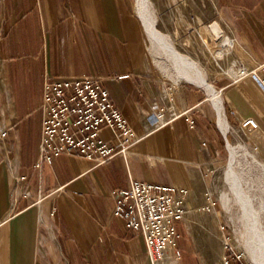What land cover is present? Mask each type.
I'll return each mask as SVG.
<instances>
[{"label":"crops","instance_id":"crops-1","mask_svg":"<svg viewBox=\"0 0 264 264\" xmlns=\"http://www.w3.org/2000/svg\"><path fill=\"white\" fill-rule=\"evenodd\" d=\"M217 1L236 33L228 47L264 62V0ZM145 35L134 0H0V264H151L142 234L113 215V191L140 180L191 195L218 160L211 102L154 71ZM46 76L99 77L139 137L128 154L97 166L61 154L36 166ZM218 86L228 123L253 118L264 132V86L252 77ZM155 103L178 116L158 124ZM179 234L176 264H202L192 236Z\"/></svg>","mask_w":264,"mask_h":264},{"label":"rangeland","instance_id":"rangeland-1","mask_svg":"<svg viewBox=\"0 0 264 264\" xmlns=\"http://www.w3.org/2000/svg\"><path fill=\"white\" fill-rule=\"evenodd\" d=\"M151 2L158 20L157 29L170 35L178 51L198 61L207 80L218 91L222 81L237 82L244 78L232 76L230 67L238 70L242 65L248 69L253 66L249 64L248 52L236 42L234 51L228 47L230 39L235 40L236 33L217 0ZM135 11L138 15L136 6ZM145 34L147 59L154 71L171 86L195 87L207 98L202 88L189 81L175 83L174 64L160 48L152 47L146 31ZM219 93L222 99L223 95ZM212 117L213 125L221 133L220 156L208 168L202 184L192 191L184 221L178 224L179 231L183 236H192L202 264H225L224 256L229 260L228 264H254L252 257L264 261L261 259L264 258V174L261 172L264 170V132L248 125H230L225 135ZM227 141L244 148L236 153L230 183L225 180L230 161Z\"/></svg>","mask_w":264,"mask_h":264},{"label":"built area","instance_id":"built-area-1","mask_svg":"<svg viewBox=\"0 0 264 264\" xmlns=\"http://www.w3.org/2000/svg\"><path fill=\"white\" fill-rule=\"evenodd\" d=\"M238 70L244 72L241 77H252L264 86V62H256L250 69L242 65ZM42 88L44 117L36 166L61 154L81 156L95 166L101 165L115 155L125 157L139 140L99 77L46 76ZM153 109L158 124L178 116L173 111L167 116L168 110L158 103ZM187 120L194 126L192 118ZM245 123L252 129L259 126L253 118H247ZM103 128L114 133L116 143L100 135ZM5 134L2 131L0 136ZM24 178L18 175L15 181ZM113 196V215L123 220L126 230L142 234L151 264H176L180 260L178 224L188 211L190 190L156 181L130 180L126 188L113 191ZM223 258L228 264L229 260Z\"/></svg>","mask_w":264,"mask_h":264},{"label":"bare ground","instance_id":"bare-ground-1","mask_svg":"<svg viewBox=\"0 0 264 264\" xmlns=\"http://www.w3.org/2000/svg\"><path fill=\"white\" fill-rule=\"evenodd\" d=\"M152 5L153 4L151 0H136V5H135L138 15L142 20L143 26L145 28V31L147 33V36L150 40L152 47L160 48L162 52L166 55L167 59L172 61L171 64H174V70L176 75V79H174L175 82H178L179 80L189 81L190 83L202 88L205 91L207 98L209 99V101L213 105V108L215 109V116L218 127L226 135L230 129V124L226 119L222 99L221 96H219L220 95L219 91L209 82V80H207V76L201 69L200 67L201 65H199L198 61L190 57V55L183 54L180 51H178L177 47H175L173 41L169 37L170 35L164 34L157 29L158 20L156 19V16L153 13ZM169 5L171 6L170 3ZM229 72L234 77L237 76L241 77L244 74V72H242L241 70L240 71L234 70L233 66L230 67ZM227 147L230 153V161L228 164L229 168H227L226 170L225 180L228 183H230L231 182L230 176L234 173V161H236L235 159L236 153L238 152V149L241 148L244 149V148L242 146L235 147L232 144H230V142L228 141H227ZM261 172L262 174H264V170L261 169ZM247 249L248 252L252 254L251 250L249 248ZM222 252H223V247L221 248V253ZM245 254L247 255L246 252ZM249 257L252 256L249 255ZM252 259L254 264H264V261L262 260L260 261L255 257H252Z\"/></svg>","mask_w":264,"mask_h":264}]
</instances>
